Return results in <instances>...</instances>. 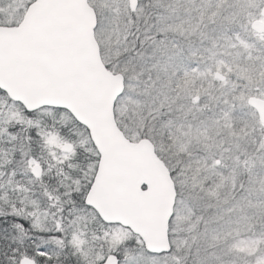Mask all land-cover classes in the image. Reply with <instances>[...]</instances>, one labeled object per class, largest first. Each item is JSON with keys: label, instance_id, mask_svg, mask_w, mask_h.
Wrapping results in <instances>:
<instances>
[{"label": "rangeland", "instance_id": "1", "mask_svg": "<svg viewBox=\"0 0 264 264\" xmlns=\"http://www.w3.org/2000/svg\"><path fill=\"white\" fill-rule=\"evenodd\" d=\"M31 1L0 0V25L17 23ZM87 3L102 63L124 80L114 107L118 127L131 143H152L176 189L168 254L139 256L136 239L113 228L94 261L114 255L122 259L117 264H264V133L247 105L249 97L264 96L251 45L257 0H139L134 13L126 0ZM224 44L237 49L228 61ZM1 108L3 131L28 122L11 106ZM47 142L51 154L26 162L21 179L5 169L8 154L5 160L0 153V220L14 235L5 253L15 264L24 257L52 264L26 248L25 238L62 249L68 231L84 220L67 221L76 213L70 197L77 199L82 185L65 193V201L50 192L58 172L54 153L64 142ZM37 164L42 178L31 182L26 174ZM29 188L38 196L34 204Z\"/></svg>", "mask_w": 264, "mask_h": 264}, {"label": "water", "instance_id": "2", "mask_svg": "<svg viewBox=\"0 0 264 264\" xmlns=\"http://www.w3.org/2000/svg\"><path fill=\"white\" fill-rule=\"evenodd\" d=\"M126 1L134 13L138 0ZM95 26L87 0H33L16 26H0V91L29 113L63 110L83 127L99 156L84 206L103 224L129 230L150 255L167 254L175 186L152 143L128 142L119 130L114 107L124 80L103 65ZM248 104L264 125V101ZM30 172L39 179L38 165ZM19 264L35 263L23 258ZM105 264H116L115 257Z\"/></svg>", "mask_w": 264, "mask_h": 264}, {"label": "trees", "instance_id": "3", "mask_svg": "<svg viewBox=\"0 0 264 264\" xmlns=\"http://www.w3.org/2000/svg\"><path fill=\"white\" fill-rule=\"evenodd\" d=\"M3 104L11 106L28 121L26 124L10 126L5 131L2 130L0 124V153L3 157L4 154H8V162L5 169L10 171V174L14 175V178L21 179L23 173L20 172L23 169L26 170L24 168L26 162L32 160L38 161L39 157L45 158L48 154H51L47 141L51 137L58 138L64 144L70 145L72 152L69 154H63L59 151L54 153L57 155L56 161L58 166L55 168L58 172L50 180V192L65 201V199L69 198L63 196L65 193L71 192L78 184L83 186V190L79 193L77 199L70 197L69 202H73L76 213L70 214L67 217V221L69 222V220L75 217H83L84 220L79 219L76 223V229L71 232L68 231V235L63 238L62 249H58L52 243L46 242L37 246V243L27 242L25 238L26 248L29 247L31 250L36 248V254L42 253L44 257H51L52 264H102L104 261L94 260L102 255L106 250L105 248H107L110 238L106 235L107 231L117 228L120 234L124 232L132 240L136 239L138 244L137 248H135V253L137 255L140 256V253L148 255L144 250L143 244L136 236L119 226L103 224L98 216L83 204L85 193L91 184L99 160L87 131L63 110L44 108L29 113L19 104L11 102L0 91L1 112L4 108H1ZM4 159L6 160V157ZM21 160L22 164L20 163ZM41 165H38L40 169ZM26 177L31 182L34 181L32 180V175L26 174ZM26 197L34 204L38 196L36 192L29 188ZM6 218H4L5 222H7ZM9 219L12 220L11 223H14L13 218ZM1 222L0 220V264H15L10 258H7V254L5 253V250L15 242L14 235L11 233L10 226H7V229L3 227L5 225L1 224ZM118 236L120 237V235ZM75 250H78V256H75ZM116 258L117 260H122L121 257L116 256ZM34 259L36 264H41V260Z\"/></svg>", "mask_w": 264, "mask_h": 264}, {"label": "flooded vegetation", "instance_id": "4", "mask_svg": "<svg viewBox=\"0 0 264 264\" xmlns=\"http://www.w3.org/2000/svg\"><path fill=\"white\" fill-rule=\"evenodd\" d=\"M33 1V0H32ZM31 1V2H32ZM30 4V3H29ZM28 4V5H29ZM27 5V6H28ZM257 5H259V8L258 9V13L256 14V16L251 19V23H250V29H251V33H254L255 36H256V41L254 42V44H252L251 42V45L253 47V50L252 52L254 53V55L256 56L257 58V62H256V73L258 74L259 73V80H262L263 78V73H264V0H257ZM27 8V7H26ZM23 15V14H22ZM22 17V16H21ZM20 21V20H19ZM18 21V22H19ZM15 23L13 25H16L18 24ZM12 24L9 25V26H13ZM255 25V28H253V26ZM230 29V34L235 32V27L231 26V27H228ZM241 36V34H239ZM226 38H229L228 36H226ZM224 54L227 56L226 58V61H228V59L230 58L231 59V51H237V49H233L231 50L230 48L227 47V44H224ZM227 47V48H226ZM229 66V65H228ZM226 67V65L224 66V68ZM229 69V67H228ZM217 73V72H216ZM215 73V74H216ZM215 74H214V77H215ZM219 74V73H218ZM224 79L222 82L226 81V78L225 76H223ZM216 78V77H215ZM218 79V78H217ZM220 80V79H218ZM221 81V80H220ZM251 98H254V99H257V100H260V101H264V96H260V95H257V96H251L247 99V105L249 106V108L254 112L255 114V117L257 119V122H258V126H259V130L260 132L264 133V125L260 122L259 120V117L256 113V111L248 104V100L251 99ZM197 100V99H195ZM165 164V163H164ZM166 165V164H165ZM170 175H172L170 173ZM172 178V177H171ZM173 180V179H172ZM34 261V260H33ZM34 263L36 264V262L34 261ZM105 263V261L103 262Z\"/></svg>", "mask_w": 264, "mask_h": 264}]
</instances>
